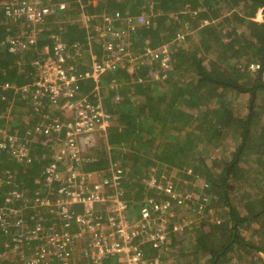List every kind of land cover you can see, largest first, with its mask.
I'll return each instance as SVG.
<instances>
[{
    "label": "trees",
    "instance_id": "obj_1",
    "mask_svg": "<svg viewBox=\"0 0 264 264\" xmlns=\"http://www.w3.org/2000/svg\"><path fill=\"white\" fill-rule=\"evenodd\" d=\"M4 1L0 0V82L18 85L31 79V62L50 43L49 35L53 31L61 27L67 29L63 37L68 44L84 40V22L82 18L73 17L82 15L83 11L90 14L110 12L135 1L134 6L140 13L152 5L155 10L152 20L160 17L149 30L153 46L165 42L159 28L161 22L164 24L161 16L168 13H171L172 23L178 22L175 24L178 32L194 30V35L188 34L184 41L176 42L173 69L167 72V81L152 79L151 71L143 75L142 69L135 75L121 72L104 76L98 96L91 94L89 100L93 104L101 100L103 109L118 118L109 129L105 143L90 155L92 160L83 162L82 168L106 171L111 162L121 165L124 170L122 199L128 203L125 216L130 222L139 219L141 209L149 200L171 201L175 213L171 228L174 223H180L182 230L171 231V250L155 251L162 263L191 264L187 259L192 258L193 264H227L240 249L246 248V255L264 253V0H122L107 4L102 0L97 5L91 0H65L69 7L47 19L42 27L49 31L43 32L38 44L17 53L9 52L6 38L15 34L19 26L2 23ZM221 7L240 12L233 11L216 24H204L207 18H218ZM260 9L263 10L262 22L254 20ZM234 19L243 24L244 33L231 27ZM219 28L229 32L224 33ZM149 32L143 30L145 37ZM176 35L171 32L167 41ZM187 42L190 45L184 46ZM82 63L86 69L88 60ZM252 63L261 68L252 71ZM112 80L118 85L120 101L110 89ZM94 86L89 79L79 83V91L88 93ZM4 110L0 104V113ZM31 111L32 104L23 99L14 104L12 120L28 131L30 128L25 120ZM258 117H261L260 123L256 124ZM27 120L31 124V120ZM37 141L43 146L41 140ZM38 146L32 144L35 158L28 167L18 165L9 150L0 149V180L4 179L6 170H18V182H24L18 188L26 190L29 198L40 196L48 189L44 171L52 161L53 152L38 150ZM205 153L217 158L215 167L207 164L208 159L202 156ZM183 154L188 160L182 158ZM166 155L173 160L165 159ZM193 156L203 162L193 165ZM250 157L256 158V165L249 162ZM167 163L169 169L160 179L161 185L171 181L175 193L193 192L192 200L179 205L172 194L158 185L145 183L146 173L154 170L152 173L163 174L160 170ZM233 184L235 189H232ZM12 188L14 186L5 184L0 189V199ZM245 190L251 194L247 195L253 209L251 213L244 206ZM258 190L261 191L258 193ZM37 209L40 213L35 214L34 219L45 222L44 208L37 206ZM31 216L24 218L25 225L31 222ZM16 229L25 228L22 224ZM27 232L28 229L24 234ZM6 237H0V245L10 241ZM6 260L9 263L11 259ZM106 264L119 263L110 259Z\"/></svg>",
    "mask_w": 264,
    "mask_h": 264
},
{
    "label": "built area",
    "instance_id": "obj_2",
    "mask_svg": "<svg viewBox=\"0 0 264 264\" xmlns=\"http://www.w3.org/2000/svg\"><path fill=\"white\" fill-rule=\"evenodd\" d=\"M121 1L105 0V4ZM3 5L2 23L19 26L6 38L10 53L36 46L43 32L49 31L42 27L47 19L69 7L65 0H5ZM139 11L134 4L99 14L83 11L84 41L68 44L62 29L53 31L50 43L31 62L27 83L0 82V104L5 108L0 113V149L9 150L23 167L34 163L32 144L39 145L38 150L53 152L44 171L48 189L40 196L29 198L26 190L18 188L24 183L18 182V170H6L0 180V189L5 184L14 186L0 199V237L7 235L10 240L0 245V264H106L110 259L119 264H163L161 257L151 254L171 250V231L182 230L180 223L171 228L175 219L171 201L149 200L136 222L126 218L129 206L122 199L121 188L124 170L118 163L111 162L106 171L82 168L106 140L115 120L113 112L103 109L101 100L98 104L89 100L91 94L98 96L104 76L121 72L135 75L142 69L143 75L151 71L152 79L165 80L173 69L175 44L184 41V34L178 32L172 40L151 45L143 30L149 32L153 27L155 10L151 5ZM260 68L259 64L250 65L252 71ZM89 79L94 88L81 93L79 83ZM109 86L120 101L117 83L112 80ZM18 98L32 104L27 117L31 124L25 120L28 131L18 126L10 131L11 112ZM145 183L172 194L179 205L193 199V192L175 193L171 181L162 186L161 180L147 177ZM37 206L44 208L45 222L34 219L40 213ZM29 215L31 222L25 225L24 218ZM22 224L25 229H16ZM227 264L243 262L234 258Z\"/></svg>",
    "mask_w": 264,
    "mask_h": 264
},
{
    "label": "rangeland",
    "instance_id": "obj_3",
    "mask_svg": "<svg viewBox=\"0 0 264 264\" xmlns=\"http://www.w3.org/2000/svg\"><path fill=\"white\" fill-rule=\"evenodd\" d=\"M134 2L135 1H130V4L128 5V7H131L133 4H134ZM188 11L190 10H192V8L190 7V6H188ZM187 11V12H188ZM234 11V13H236V14H238V12H240L239 11V9L238 10H233ZM233 11H228L227 9H225L224 7H221L220 8V16L218 17V18H216V19H214V18H207L206 20H205V22H204V24H206V25H208V24H211V23H213V24H216V21H221L224 17H226V16H229ZM169 15H171V13H168ZM169 15H164V16H161L162 18L161 19H163V21H164V24H162V22L160 23V27L161 28H159V30L160 31H162L160 34H162L163 35V38L165 39V41H167L168 39H166V37L167 36H169V34L171 33V32H176V33H178V28L176 27V25L175 24H177L178 22H175V24L174 23H172V19L170 18V16ZM79 15H74L73 17H75V19H78V18H82V15H80L79 17H78ZM169 18H168V17ZM235 16H237V15H235ZM72 17V18H73ZM160 19V17H158V20ZM157 20V21H158ZM254 20L255 21H258V22H262L263 21V10L262 9H260L257 13H256V15H255V17H254ZM155 21H156V19H155ZM154 21V22H155ZM156 21V22H157ZM199 24H200V26H201V23L199 22ZM199 24H198V26H199ZM163 25V26H162ZM188 25H186V27H187ZM198 26L196 27V28H198ZM231 27H236V28H234L238 33H244V31H243V29H244V27H243V24H241V22L239 21V20H237V19H234L233 20V24H232V26ZM220 30H222L224 33H228L229 31L227 30V29H221V28H219ZM196 30V29H195ZM64 33H66V31H67V29L66 30H62ZM181 34H184V36H186V35H188V34H191V35H194V30L193 31H187V32H184V33H181ZM148 37L151 39L152 38V36L150 35V32L148 33ZM190 36V35H189ZM195 37V36H194ZM231 39V38H230ZM81 41H84V40H81ZM194 41H195V43H199L197 40H195L194 39ZM200 44V43H199ZM190 45V42H187L184 46H189ZM175 46H177V44H175ZM175 48V50H176V47H174ZM175 50H174V52H175ZM237 53H235L233 56L234 57H236L235 55H236ZM215 61V60H214ZM213 61V64L215 63ZM155 80V79H154ZM160 81H167V79H162V80H160ZM233 97V96H232ZM234 98V97H233ZM237 99L238 98H236L235 99V102L237 103L238 101H237ZM19 101H23V100H17L16 101V103H18ZM239 101H243V99H240ZM240 102V103H241ZM235 103V106L236 105H239V103L238 104H236ZM137 106V105H136ZM24 116V115H23ZM117 118L118 117H115V122H116V120H117ZM260 118L261 117H258V118H256V124L258 123H260ZM1 122V121H0ZM10 122V131H13V129L16 127V126H18V127H20V125L18 124V122L17 121H15V120H11V121H9ZM12 124H13V127H12ZM261 126H262V124H261ZM147 131V130H146ZM0 135L2 136V133H1V131H0ZM106 139V138H105ZM104 139V140H105ZM161 139V138H160ZM158 141H160L161 142V140H159L158 139ZM105 143V141L104 142H102V145ZM102 145H100V147L102 146ZM234 145V144H233ZM197 156H199L200 157V155H197ZM203 157H204V159L206 160V158L208 159L207 160V164H209V165H211V166H214L215 167V163L217 162L216 160H217V158H215V157H212L211 155H209V154H207V153H205V154H203L202 155ZM226 156V154L224 155V157ZM152 158L153 159H155V160H158L156 157H154V156H152ZM183 159H186V160H188L187 158H186V154H183V157H182ZM193 158H194V156H193ZM165 159H167V160H169V161H172L173 160V158L172 157H170L169 155H166L165 156ZM195 160L193 161V165H198L199 164V162H203V161H200V160H198L197 158H196V156H195V158H194ZM160 160V159H159ZM225 160V159H224ZM161 161V160H160ZM160 161H158V164H160ZM249 162L250 163H252V164H254V165H256V163H257V161H256V158H254V157H250L249 158ZM178 164V163H177ZM171 165V164H170ZM164 166V168L162 167V169L160 170V172L162 171L163 172V174H161L162 176L164 175V172H167V170L169 169L168 168V163L167 164H164L163 165ZM173 166H171V168H172ZM157 171V170H156ZM148 172V171H147ZM152 172H154V170H152L151 172H149V174H152ZM235 182H237V181H235ZM253 184V183H252ZM232 189H235L234 188V184H233V187H232ZM255 190H257V189H255ZM253 190H251V192H252ZM261 190H258V193L260 192ZM247 195H251L250 193H248L246 190H245V193H244V196H243V198H244V206H245V208H246V210L248 211V212H252L253 211V209L251 208V205H250V201H249V199H248V197H247ZM241 251H240V253L238 254H236L232 259H234V258H236L239 262H243V264H263L264 263V253L263 252H260V253H255V252H252V253H248L247 255H246V248L245 249H240ZM159 253H163V251L162 250H160L159 251ZM255 254H256V256H255ZM231 259V260H232ZM230 260V261H231ZM260 261V262H259ZM187 262H189V263H191V264H193V262H194V260L192 259V258H190L189 260L187 259ZM263 262V263H262ZM163 264H166V262H164ZM221 264V263H220Z\"/></svg>",
    "mask_w": 264,
    "mask_h": 264
},
{
    "label": "crops",
    "instance_id": "obj_4",
    "mask_svg": "<svg viewBox=\"0 0 264 264\" xmlns=\"http://www.w3.org/2000/svg\"><path fill=\"white\" fill-rule=\"evenodd\" d=\"M92 1V3H93V5H97L98 3H100L102 0H91ZM59 14V13H58ZM60 29H62V27L60 28ZM62 30H66V29H62ZM116 163H118V162H116ZM119 164V163H118ZM119 166H121L120 164H119ZM122 168V167H121ZM123 169V168H122ZM146 176L150 179V178H152V177H155V178H157V179H161V177H162V175L160 174V175H158L156 172L155 173H152V174H148V173H146ZM187 221L185 222V225H187ZM153 255H155V253H152L151 254V256H153Z\"/></svg>",
    "mask_w": 264,
    "mask_h": 264
}]
</instances>
